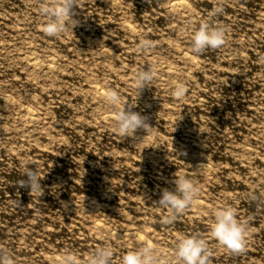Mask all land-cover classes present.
<instances>
[{
	"label": "rangeland",
	"instance_id": "374dc122",
	"mask_svg": "<svg viewBox=\"0 0 264 264\" xmlns=\"http://www.w3.org/2000/svg\"><path fill=\"white\" fill-rule=\"evenodd\" d=\"M51 2L0 0V256L56 264L72 251L90 264L111 246L119 264L140 237L157 264H181L186 234L205 239L208 264H264V0H65L74 19L48 36ZM201 23L227 29L222 47L191 50ZM108 92L148 133L116 134ZM25 168L39 170L36 193ZM175 173L198 187L179 214L155 202ZM221 206L246 229L241 252L210 235Z\"/></svg>",
	"mask_w": 264,
	"mask_h": 264
},
{
	"label": "clouds",
	"instance_id": "9594fccd",
	"mask_svg": "<svg viewBox=\"0 0 264 264\" xmlns=\"http://www.w3.org/2000/svg\"><path fill=\"white\" fill-rule=\"evenodd\" d=\"M41 11L47 20L40 25V28L48 36H58L65 30L66 24L74 19L71 8L65 0H52L50 4L42 6ZM77 23L74 24V27ZM226 33L227 29L224 27H213L207 23H201L191 34L190 48L194 53H200L205 49H218L224 45ZM142 46L147 48L150 43L142 41ZM138 78L141 88L150 85L152 81L151 68L140 73ZM184 93V86L177 83L172 94L177 98H182ZM105 101L118 108L114 116L117 135L124 138L134 136L136 130L141 127L148 133L150 123L147 118L139 112L131 110V106L126 108L125 105L123 108H119L120 101L115 92H108L105 95ZM23 175L27 179L22 182L21 186L29 185L31 194L38 192L42 180L38 168H25ZM175 176L174 190L163 188L158 201L155 202L159 207L179 214L197 197L198 187L184 176L177 173ZM212 216L213 219L209 223L210 235L229 251H243L246 229L237 219L234 209L227 206L217 207L213 209ZM171 219L172 217L165 219L164 222L169 223ZM137 242L139 246L125 252L120 257L119 264H157L158 257L153 244L140 237H137ZM112 256V247L104 246L97 249L89 261L90 264H110ZM175 256L181 264H208L205 239L197 235L178 234L175 240ZM53 259L56 264H80L77 254L72 251H65ZM0 264H14V259L11 256H0Z\"/></svg>",
	"mask_w": 264,
	"mask_h": 264
},
{
	"label": "bare ground",
	"instance_id": "6f19581e",
	"mask_svg": "<svg viewBox=\"0 0 264 264\" xmlns=\"http://www.w3.org/2000/svg\"><path fill=\"white\" fill-rule=\"evenodd\" d=\"M175 3L176 4H180L181 3V0H175ZM172 5H175V4H172Z\"/></svg>",
	"mask_w": 264,
	"mask_h": 264
}]
</instances>
